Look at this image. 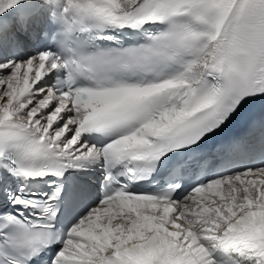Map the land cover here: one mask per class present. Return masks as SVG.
Segmentation results:
<instances>
[{"label":"snow or ice","instance_id":"6c2138e0","mask_svg":"<svg viewBox=\"0 0 264 264\" xmlns=\"http://www.w3.org/2000/svg\"><path fill=\"white\" fill-rule=\"evenodd\" d=\"M0 264H264V0H0Z\"/></svg>","mask_w":264,"mask_h":264}]
</instances>
